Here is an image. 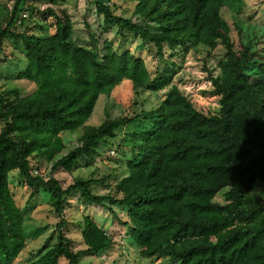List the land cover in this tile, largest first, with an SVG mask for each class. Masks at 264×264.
Segmentation results:
<instances>
[{
  "label": "trees",
  "instance_id": "16d2710c",
  "mask_svg": "<svg viewBox=\"0 0 264 264\" xmlns=\"http://www.w3.org/2000/svg\"><path fill=\"white\" fill-rule=\"evenodd\" d=\"M31 0H14L5 25L0 23V52L6 36L24 44L26 67L0 84V264H10L25 245L23 215L9 188L8 174L17 169L25 183L51 195L60 217L57 242L31 264H84L81 253H98L112 237L85 215L84 248L73 250L64 234L65 196L79 192L81 204L126 208L124 225L143 257H166V264H264V59L252 38L244 39L235 23L238 44L221 9L240 0H136L137 20L115 14L105 0H92L106 23L133 32L159 59L204 47L222 46L219 73L211 77L219 107L207 113L172 82L175 62L152 76L144 59L94 37L88 45L72 37L73 25L63 13L55 30L39 36L16 32L20 13ZM54 2L55 0H45ZM20 23L17 24V20ZM155 29H151L150 25ZM124 78L133 89H165L155 107L141 113L147 125L139 131L127 173L110 191L95 194L90 186L105 177L75 178L62 187L53 178L34 175L30 159L43 153L57 168L70 170L79 156L91 153L100 141L116 136L130 118H107L84 125L98 97L109 95ZM83 127L80 144L61 154L60 133ZM223 191L224 201L215 200ZM120 194V195H119ZM112 264H116L113 262Z\"/></svg>",
  "mask_w": 264,
  "mask_h": 264
},
{
  "label": "rangeland",
  "instance_id": "374dc122",
  "mask_svg": "<svg viewBox=\"0 0 264 264\" xmlns=\"http://www.w3.org/2000/svg\"><path fill=\"white\" fill-rule=\"evenodd\" d=\"M14 0H0V23L5 25L10 16ZM115 14L137 20L133 13L136 0H105ZM21 14L23 23L16 25V32L34 33L39 36L51 34L55 30V16L47 12L50 7L57 15L65 13L70 19L73 30L72 37L79 44L88 45L94 37L98 47H102L104 40L113 46L127 49L141 56L152 76L156 75L169 61L175 62V73L172 82L189 96L196 107L207 113H215L219 107L218 96L214 94L211 77L219 73L218 61L224 54L222 46L208 50L204 47L182 52L179 48L177 55L169 56L172 51L165 46V55L159 59L150 46L133 32L123 29L119 31L117 25L106 23L103 16L96 10L92 0H31L24 6ZM221 15L230 26V36L235 45L239 36L234 28L235 23L243 25L244 39L252 38L254 48L264 59V0H240L233 5L223 7ZM155 29L154 25H150ZM24 44L19 37L6 36L0 52V84L26 67ZM165 89L151 91L135 90L130 80L124 78L109 95L101 94L94 110L84 125L97 126L107 118L126 117L131 121L116 129V136L100 141L97 147L85 156H79L76 164L70 169L57 168L52 171V162L44 159L43 153L30 159L32 168H38L41 175L47 179H57L62 187L72 183L75 178L105 177L102 183H95L90 190L95 194L116 192V182L127 173L126 163L135 150L134 143L138 139L139 131L147 125L141 113L149 110L160 102ZM0 122V129H1ZM83 127L65 130L60 133L65 148L61 154L67 153L80 144ZM112 151V152H111ZM9 188L14 201L23 215L22 231L25 245L18 256L10 264H31L49 247L57 242L56 224L60 217L51 204V195L39 187L34 195H30L29 187L17 169L8 174ZM224 190L220 191L215 200L222 202ZM120 195V194H119ZM114 213L107 206L96 204L84 205L79 199V192L65 196L64 219L67 224L63 228L64 234L72 241L73 250H81L85 246L80 234L82 218L91 217L100 228L112 237V245L98 253L84 252L79 261L84 264H166V257H143L138 247L132 242L128 227L123 221L126 219V208L112 205ZM59 264H66L60 259Z\"/></svg>",
  "mask_w": 264,
  "mask_h": 264
},
{
  "label": "built area",
  "instance_id": "2783aa9c",
  "mask_svg": "<svg viewBox=\"0 0 264 264\" xmlns=\"http://www.w3.org/2000/svg\"><path fill=\"white\" fill-rule=\"evenodd\" d=\"M23 12V11H22ZM24 16H26V14H21L20 13V17H24ZM20 23V20L18 19L17 20V24H19ZM112 152V151H111ZM32 173L34 174V175H38V174H42L40 171H39V169L38 168H32Z\"/></svg>",
  "mask_w": 264,
  "mask_h": 264
}]
</instances>
